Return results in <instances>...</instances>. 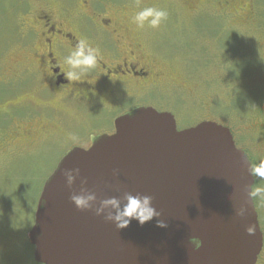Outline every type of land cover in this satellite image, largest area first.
I'll return each instance as SVG.
<instances>
[{"label":"water","instance_id":"95a60500","mask_svg":"<svg viewBox=\"0 0 264 264\" xmlns=\"http://www.w3.org/2000/svg\"><path fill=\"white\" fill-rule=\"evenodd\" d=\"M114 126V134L89 149L67 153L43 184L27 233L36 264H256L263 235L248 195L255 180L228 128L203 122L178 131L172 115L151 108ZM72 167L100 198L123 191L153 196L167 227H157L154 218L117 230L103 217L77 211L62 176ZM78 189L79 181L72 190ZM241 205L246 212L237 217ZM193 237L199 249L189 243Z\"/></svg>","mask_w":264,"mask_h":264},{"label":"flooded vegetation","instance_id":"af4514ba","mask_svg":"<svg viewBox=\"0 0 264 264\" xmlns=\"http://www.w3.org/2000/svg\"><path fill=\"white\" fill-rule=\"evenodd\" d=\"M114 1L6 0L8 16L0 25L6 28L3 39L11 53L8 60L7 54L0 57V82L7 86L0 106L8 109L9 121L0 149L21 144L37 150L61 143L66 145L64 157L114 134L118 118L142 108L171 114L176 125L177 114L190 118L193 124L185 129L216 122L211 118V76L203 73L210 60L203 53L198 60H187L186 70H178L177 51L166 52L162 42L176 47L162 30H139L131 24V16L142 7L181 2L197 29L192 39L203 41V47L216 43L217 50L228 45V28L240 36V28L250 27L247 33L260 43L264 61V0H138L132 6ZM80 39L99 49L98 65L80 81H70L63 60ZM26 82L33 84L25 94L34 98L32 106L18 102L22 90H29L24 89Z\"/></svg>","mask_w":264,"mask_h":264},{"label":"rangeland","instance_id":"374dc122","mask_svg":"<svg viewBox=\"0 0 264 264\" xmlns=\"http://www.w3.org/2000/svg\"><path fill=\"white\" fill-rule=\"evenodd\" d=\"M137 1L114 2L132 6ZM180 3L172 1L168 4L167 1L159 5V8L167 10L168 18L160 28L152 30H162L164 37L167 35L169 44L175 45L176 49H169L167 44L162 42L166 52L177 51L176 55H173L174 65L178 70L187 69V60H198L203 53L206 55L211 64L209 70L203 73H209L211 76V96L214 99L211 118L231 130L235 146L246 153L251 163H259L264 160V61L259 52L262 51L260 43L255 40L253 33H247L251 30L246 26L239 29L240 36L234 28H228V45L221 50L216 49V43L203 47V41L192 39L197 29L191 19V12ZM8 9L6 0H0V21L8 16ZM205 21L215 22L211 19ZM205 24L211 26L208 28L219 26H212L213 23ZM229 26L231 25L227 22V27ZM204 28L206 27H202V30H205ZM5 29L0 25V57L4 53L5 58L7 54L8 60L11 51L9 47L6 48L3 39ZM189 78L191 79L190 76ZM32 87L31 82L24 84L25 91L29 90H22L20 93V104L32 106L34 98L25 96L31 92ZM6 88L7 86L0 82V103L5 100L6 94L2 91ZM7 99L9 98H6V101ZM4 110L0 106V139L6 122L9 121ZM176 118L178 130L193 124L190 118H184L180 114H177ZM36 148L19 144L9 151L0 149V264H35L31 259L33 249L29 247L26 234L33 224V214L42 186L63 157L66 145L57 143L35 150ZM255 180L259 183L258 178ZM255 201L260 230L264 234V203L257 199ZM263 257L258 259V264H261Z\"/></svg>","mask_w":264,"mask_h":264},{"label":"clouds","instance_id":"9594fccd","mask_svg":"<svg viewBox=\"0 0 264 264\" xmlns=\"http://www.w3.org/2000/svg\"><path fill=\"white\" fill-rule=\"evenodd\" d=\"M167 18V10L156 6H145L131 16L130 22L139 30L158 29ZM99 56V49L91 46L87 39L78 40L63 60L67 66V71L64 73L66 79L80 81L82 77L97 67ZM248 172L252 178L259 179V183L249 186V197L264 203V160H260L259 163H249ZM113 175L116 173L114 172ZM62 176L65 187L71 190L69 201L77 211L90 212L96 217H103L106 223L114 224L117 230L127 228L133 220L143 225L154 218L157 219V227H167V224L159 219L160 213L154 207V198L151 195L123 191L118 196L100 198L94 189L87 187L88 181L81 177L78 167L64 169ZM77 181H79V189L72 190ZM245 212V207L241 205L236 210V216L243 217ZM245 230L249 235L254 231L251 226ZM189 243L194 245L195 249L201 247V241L195 237L191 238Z\"/></svg>","mask_w":264,"mask_h":264},{"label":"trees","instance_id":"16d2710c","mask_svg":"<svg viewBox=\"0 0 264 264\" xmlns=\"http://www.w3.org/2000/svg\"><path fill=\"white\" fill-rule=\"evenodd\" d=\"M8 207H9V206H8ZM8 207H7V208H8Z\"/></svg>","mask_w":264,"mask_h":264}]
</instances>
